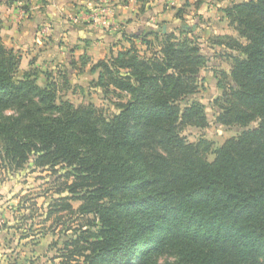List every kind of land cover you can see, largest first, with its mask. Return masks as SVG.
<instances>
[{
  "label": "trees",
  "instance_id": "trees-1",
  "mask_svg": "<svg viewBox=\"0 0 264 264\" xmlns=\"http://www.w3.org/2000/svg\"><path fill=\"white\" fill-rule=\"evenodd\" d=\"M138 1L146 15L148 0ZM223 12L238 35L210 41L232 58L218 77L216 121L248 128L217 148L182 135L209 125L204 101L190 99L209 59L184 8L173 30L134 35L144 49L133 42L92 66V84L120 97L112 115L60 98L56 82L41 87L32 71L19 76L21 55L0 27V185L27 167L53 177L41 192L13 195L19 241L57 236L58 264H264V0Z\"/></svg>",
  "mask_w": 264,
  "mask_h": 264
},
{
  "label": "crops",
  "instance_id": "crops-1",
  "mask_svg": "<svg viewBox=\"0 0 264 264\" xmlns=\"http://www.w3.org/2000/svg\"><path fill=\"white\" fill-rule=\"evenodd\" d=\"M186 1L193 13L205 6H220L225 0L205 2L199 8L193 5L195 0H148L145 6L151 9L141 25L135 24L143 5L138 0H0L1 37L6 47L21 55L19 76L32 71L41 87L54 81L58 91L65 94H74L76 89L84 91L91 85L103 93L92 84L98 78L92 66L111 50L117 52L133 42L144 49L134 35L151 30L156 23L169 30L179 26L177 10L188 7L184 6ZM203 69L201 76L207 81ZM65 99L72 101L70 97ZM6 193V189L1 191L0 197ZM13 195L4 206L0 205V264H58L59 259L53 261L55 250L50 248L57 236L47 233L37 242L30 238L18 240L11 210L18 203L13 200L18 198Z\"/></svg>",
  "mask_w": 264,
  "mask_h": 264
},
{
  "label": "rangeland",
  "instance_id": "rangeland-1",
  "mask_svg": "<svg viewBox=\"0 0 264 264\" xmlns=\"http://www.w3.org/2000/svg\"><path fill=\"white\" fill-rule=\"evenodd\" d=\"M234 1L242 0H225L220 4V6H205L201 8L198 12L192 13V8L190 6L185 7L184 10L188 12L186 15V20L190 24H198V33L203 37L202 47L204 54L208 57V62L206 67L203 69L205 72V77L208 79L202 80V86L200 91L195 95L190 96V99H200L206 104V111L208 114L209 125L205 128H198L194 126L186 127L182 131V135L186 137L188 141L196 142L200 138H207L214 143V148L221 146L226 140L232 137H238L246 128L241 126H223L216 121V116L220 112L219 107L216 105L217 99H222V90L218 87V77H222L221 72H230L232 58L229 57L228 51L222 47L210 45V39L208 38L211 33H222L224 34H236L233 28L228 24L226 16H224L223 7ZM216 5V4H214ZM146 16L141 11L137 14L135 18V24L141 25V19ZM133 20V19H132ZM177 23H181L178 20ZM152 29H161V24H154ZM180 25V24H179ZM149 29V28H148ZM172 29V28H171ZM217 34H214L216 36ZM212 37H214L211 34ZM92 87V88H91ZM89 88L76 89V93H63L59 92L60 98H71L75 105L88 104L94 102L95 105L102 107L106 114H115L118 109L115 102L119 101L120 97L117 94H110L104 97L102 92L95 91L91 85ZM92 102V103H93ZM257 123H252L249 127H255ZM214 154H209L208 159L213 160ZM5 180L3 184L0 185V192L5 190L7 193L3 198L0 197V205L4 206L7 199L11 200L13 194L24 195L27 193H38L43 191L47 187L46 181H51L53 177L50 176L49 172H42L40 170L33 172L31 167H27L21 171H17L11 174H6L2 176ZM17 203L18 199L13 200ZM44 197L39 198V202L42 203ZM75 206L78 202L74 203ZM177 259L173 256H163L160 258L161 264H174Z\"/></svg>",
  "mask_w": 264,
  "mask_h": 264
},
{
  "label": "water",
  "instance_id": "water-1",
  "mask_svg": "<svg viewBox=\"0 0 264 264\" xmlns=\"http://www.w3.org/2000/svg\"><path fill=\"white\" fill-rule=\"evenodd\" d=\"M160 30V29H159Z\"/></svg>",
  "mask_w": 264,
  "mask_h": 264
}]
</instances>
